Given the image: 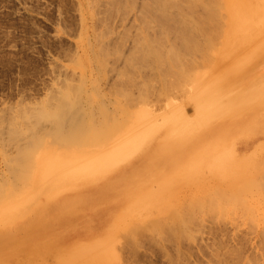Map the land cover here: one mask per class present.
Segmentation results:
<instances>
[{"label":"rangeland","instance_id":"374dc122","mask_svg":"<svg viewBox=\"0 0 264 264\" xmlns=\"http://www.w3.org/2000/svg\"><path fill=\"white\" fill-rule=\"evenodd\" d=\"M145 3L153 0H0V264H101L95 260L102 247L111 249L103 264H264L261 191L245 196L254 206L244 207L247 216L236 200L230 203L243 211L236 206L230 213L218 191L221 184L209 171L204 175L210 166L202 164L205 158L221 161L227 171L242 170L250 158L264 162V24L253 25L261 36L251 38L257 47L246 56L242 42L234 54L222 56V37L215 36L212 48L192 57L189 79H178L179 87L172 81L177 87L172 90L171 78L164 86L158 70L127 66L141 36L161 33L160 19L143 10ZM200 9L194 15L204 17ZM219 17L222 27L226 15ZM180 26L177 31L170 26L172 33ZM172 33L163 48L175 42ZM172 74L176 80L177 72ZM141 81L151 84L148 94ZM66 92L84 106L79 112L89 110L92 121H112L115 127L104 142L56 163L58 175L52 170L35 178L33 165L23 170L14 161L34 138L39 146L33 157L50 146L55 125L35 114L65 106ZM131 133L141 138L138 148L129 146L104 170L102 163L90 169L92 175L67 180L66 172L76 173L83 153L113 155ZM194 174L207 177L214 193L195 198ZM180 180L172 203L187 226L161 212L138 217L146 204L158 203L160 186ZM150 196L155 199L148 201ZM155 220L164 230L152 229Z\"/></svg>","mask_w":264,"mask_h":264},{"label":"bare ground","instance_id":"6f19581e","mask_svg":"<svg viewBox=\"0 0 264 264\" xmlns=\"http://www.w3.org/2000/svg\"><path fill=\"white\" fill-rule=\"evenodd\" d=\"M247 1H248L247 6H245L244 2H241V0H153L154 5L153 4L149 5V3L148 4L145 3L147 6L144 5L145 8L143 10H145L147 8V9H149L150 12H151V10L155 11V13L157 15L155 18L160 19L159 20L160 23L158 22V20H156V19L155 20L160 25V28H161L160 32L161 33L160 32H159L160 34L157 33L156 37H155V35L152 37L149 34H148L149 36L148 35L146 36V34L141 36L142 39L141 40L139 39V41H138L139 43L137 45V47L139 48V51L134 52L136 54L133 55V57L129 61H127L128 62L127 66L130 67L129 69H132V67L135 66V63H138V64H140L141 67L143 66V69L145 66V67H148L147 69L152 68L154 70H158L159 71L158 73L160 75V82L163 85L167 81V77L171 78V80H170L171 82L169 80L167 81L168 84H171L172 81L176 83L177 81L179 82V80L180 81H182V80L184 81V79L188 80L189 79L188 73L194 64V62H193V64L190 65V63L192 61V57L195 54L201 52L204 48H208V49H209V47L212 48L211 43L213 42V40H215L217 37H219V35L222 37L221 43L224 46V50L219 49L218 52L221 54H224L222 56L229 57V55L234 54L236 52V49H235L236 45H239V43H241V42L243 44L247 43V44H245L247 49L243 46L245 49L242 50V55L246 56L247 53L245 51L249 50V48H251V50L256 48L257 47V41L259 40V38L261 36L260 34L256 35V33H255V31L260 30L261 28L257 27L255 31L253 30V28L255 26L264 24V0H247ZM197 6H200L201 11L200 10L199 11L204 13V15H205L204 17H198V15L195 16L196 14H198V13H196V14L194 13L196 11V10L194 11V9ZM145 11H143V13ZM149 11L147 10V12H149ZM225 11H228V13H226ZM174 13H176V14H174ZM219 13L223 14V16H224V14L226 15V18L224 17L225 19H223V26L222 27H220L221 21H220ZM246 13H248L247 16L245 15ZM199 14H201V13H199ZM145 15H146V13H145ZM175 15H177V17H176L177 19H175ZM199 16H202V15H199ZM152 19H153V17H152ZM174 20H176V22L180 23L179 25H181L179 27V30H178L179 32H177V35L174 32L177 31L176 28H178L179 25L175 24L177 26L174 27L175 25L171 24V23H175ZM146 21L149 22V20H146ZM170 21H172V22H170ZM146 24H147V22H146ZM158 24H156V25H158ZM253 25H254V27H253ZM170 26H173L176 31L173 28H171ZM211 26H214V27L212 28ZM158 27L159 26H157V28ZM181 28H182V30H181ZM171 29L174 30L173 33H172ZM171 33L176 38V39H174L175 42H173V40H170V38H171L170 37L167 40H168V42L172 41L173 43L170 42L172 45H170V46L165 45L168 48H165V47L163 48V44H166V42H165L166 40L164 41V39L166 37H168L169 35H171ZM215 36H217V37L215 38ZM174 37H172V38H174ZM251 38L253 40L258 38V40L254 42V41H251ZM248 42H250V43H248ZM170 43H168V44H170ZM229 44H233V47L230 48ZM138 48H136V49L138 50ZM230 65H234V60L231 62ZM146 71H148V70H146ZM149 71H152V70L150 69ZM168 71H172L174 74H172V72H170V73L174 76H175V73L177 72V75L175 76L176 80L173 79L174 78L173 76L171 77V75H170V73H168ZM123 73H125V71ZM152 73H155V72H152ZM125 74H128V73H125ZM141 74H142V72H141ZM155 74L157 75V73H155ZM124 76H125L124 79L126 77H129L128 75H124ZM131 76H132V74H131ZM177 76H178V78H176ZM121 77H122V74H121ZM145 77L146 76H144V78ZM144 78L142 77L141 79H144ZM158 78H159V76H158ZM127 79L129 80L130 78H126V80ZM133 79H135V77H133ZM146 79L147 78H145L144 80L147 81ZM149 80H148V82H149ZM193 80H194V78L192 79V81ZM125 81H124V83H125ZM145 81H144V83L141 81L142 86H144L143 88L141 86H139V84L141 82L138 84V89H139V87H141L142 88L141 90H143V89L148 87V86L144 85V84L148 85V82L145 83ZM121 82H122V80H121ZM128 83H130V82L128 81ZM167 83H165L164 86H168ZM175 83L174 84L172 83V86H173L172 90L177 88L175 86L177 83L176 84ZM179 83L180 84L177 85L178 87L183 82L182 83L179 82ZM150 86H151V84H150ZM150 86L148 87L149 90H150ZM147 89L144 90L145 93H146ZM122 91H124V90H122ZM144 91L142 94L140 92V94L142 96L141 97L139 96V97L140 98L143 97L145 100V96H143V95H145ZM146 94H148V93H146ZM65 99H66L67 103L65 106H62L64 108L60 107V108H57L56 110L53 108L54 110L51 109L50 111H49V109H48V111L47 110L46 111L39 110V112L40 111L41 112L40 113L36 112L38 114H35V116L37 118H49V119H51V121L55 125L54 131L50 135V136H52V138H50V146L47 149H43V151L40 152V154L37 155L36 157H33L32 153L39 146V139L34 138V139H32L33 142H32V145L30 146V149L28 148L27 150H24L22 155L19 156L18 160L14 161V164H17L23 170H26L29 168V166L33 165V167H34L33 177L35 176V178L38 177L40 175V173L43 175L46 173V175L48 176L52 172V170H53V172H55L56 169L54 166L56 165V163L58 164L61 159L67 158L68 156H70V154H72V156L76 155V153H77L76 151H80L77 149L82 148V147H89L91 145H95L96 143L104 142L109 136V131H111L113 129L114 124L112 121L106 122V120H104L102 122L97 123V122H94L91 120V117H90L91 113L89 112V110L84 109L85 112H83V113L79 112V110H82L84 106L82 107V105H81V107H80V105H79V107L82 108V109H79L78 104L76 102L77 99L71 93L66 92L64 95V100ZM142 99H140V100H142ZM89 100H90V98L87 99V101H89ZM142 102H144V101L142 100ZM120 112H122V109L120 110ZM104 113H102V114L104 115ZM146 113H147V111L145 109H141L138 112V114L140 116H144ZM129 138L130 139H127V141L123 140L121 143L117 142L120 146L116 145L117 147H115L113 149V151L111 150V153L113 155H110L108 153L107 154L104 153L105 155H101L102 156V158H101L100 153H98V152L92 154L91 153L92 151H91L89 153L91 155V157H89V154L83 153L84 155H86L85 157L81 158V159H84V161L82 162L83 164L81 163L76 168L77 170L74 169L76 173H72V172L67 173L66 172V174H69V176L67 177V180L68 179L73 180L77 176H81V175L82 176H85L86 174L92 175L93 171L91 172L90 169L91 170L94 169V171H95V169H97L98 165H100L102 163L105 164V166L103 168V170H104L105 167L108 166L107 163L114 158L120 157L122 152L126 148H128L129 146L138 148L142 143L141 138L138 139V137L133 136V133H131L129 135ZM112 148H113V146H112ZM104 157H106V159ZM211 161L212 160H209L208 158H205V160L203 161L202 164L205 168L207 166L208 167L210 166V168L206 169L207 172L204 175L207 176V173L209 171L211 177L213 179H216L217 182H219L221 184V185H218V191L220 192V197L222 198L223 201L230 203L231 201L235 202V200H236V202H239V204L241 202V206H242L241 209H244V211H243L240 209L241 206L238 207L235 204L232 206V204L230 203L231 205L230 204L226 205V206L231 208L230 213L233 212V209L235 211L236 206H237L240 209L241 213L243 211L246 214L247 213L246 209L249 207V205L250 206H253V205L249 201H246L245 196L246 195L249 196L251 193H255L254 191H256V190L253 191V189H255V188H258V190L261 191V194L259 197L264 198V194H263L264 193V182L261 181V178L264 180V162L257 164V163H254L253 159L250 158V159H248L246 166L242 170H239V169L234 170L232 167L227 171H223V168L221 166V161H219L217 163H211ZM246 168L248 170L243 172V170ZM54 174L58 175L57 172H55ZM13 175H14V178H19L20 174L17 173L16 171H14ZM43 175L41 177H43ZM192 176H193V178L196 179V182L198 183V185L195 186V189H197L196 192H194L195 198L198 196L199 193L204 194L206 191L209 193H214V190L210 189L209 188L210 186L208 187L209 181H208L207 177H203L200 174H194ZM41 177H39L38 180H40ZM171 183H172V181L168 182L166 184H163L162 186L159 187V189L155 192V194H157L155 196V198H158L157 202L159 204L153 203L150 205V202H149V204H146L145 207L143 208L144 212L139 214V216H138L139 218L142 217L146 212L153 213L155 215H158L159 212H161L162 214L170 215L174 221L182 222L180 225L181 227L183 226V228H184V224H185V226H187V224L184 223V221L182 220L183 215L182 216H181V214L179 215V212L182 210H178L179 208L174 207V204L172 203V200L175 199V191L177 189V186H181L182 181L180 180V183L177 181L175 183V186H174V184L172 185ZM187 184H188V182L185 183V185H187ZM259 193H257V194L259 195ZM191 196L194 197L193 195H191ZM155 198L150 196L147 200L151 201L152 199L154 200ZM197 201H198L197 199H196V201H192V204L193 203L196 204ZM210 201H213V200H210ZM210 201L208 200V202H210ZM212 203L216 204L217 202L213 201ZM258 203L259 202H256V204H258ZM175 204H177V203H175ZM198 204L200 206V203H198ZM218 204L220 205V201ZM195 206H197V205H195ZM215 206L216 205H214V208H215L214 210L217 211ZM222 206L223 205H220V207H219V208H221V211L223 210L222 208H224ZM186 207L189 208L190 206H186ZM230 208H229V210H230ZM196 209L197 208L195 207V210ZM185 210H186V208H185ZM191 211H193V210H191ZM219 211H220V209H219ZM221 211H220V213H221ZM224 211L225 210H223V212ZM249 211L252 212V208H249ZM251 212H249V213H251ZM238 213H239V211H238ZM182 214H183V212H182ZM218 215H219V213H218ZM246 216H247V214H246ZM248 217H249V215H248ZM163 226H164L163 224L160 225V223L155 220L153 223L152 229H156L157 231L158 230L160 231V229L163 228ZM165 228H166V225H165ZM133 229H129V230L132 231ZM163 230H164V228H163ZM182 230L183 229H181L179 231V234H180V232H182ZM130 231H128V232H130ZM131 233H134V232L132 231ZM130 234H129V237H130ZM177 234H178V231H177ZM179 234H178V236H179ZM180 235L182 236V233ZM109 255H111V249L107 248V247H102L100 249L99 256H97L98 258L95 261L97 263L103 264L106 262V258ZM252 264H253V262H252Z\"/></svg>","mask_w":264,"mask_h":264}]
</instances>
